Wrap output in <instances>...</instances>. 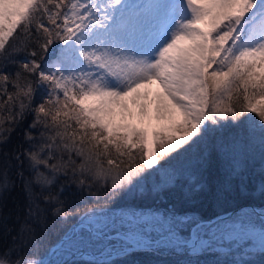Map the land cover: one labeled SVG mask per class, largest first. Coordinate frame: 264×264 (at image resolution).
<instances>
[{
    "label": "snow or ice",
    "instance_id": "6c2138e0",
    "mask_svg": "<svg viewBox=\"0 0 264 264\" xmlns=\"http://www.w3.org/2000/svg\"><path fill=\"white\" fill-rule=\"evenodd\" d=\"M257 152L264 0H0V264H264V206L204 220L145 203L214 165L264 195ZM70 220L61 258L37 259Z\"/></svg>",
    "mask_w": 264,
    "mask_h": 264
},
{
    "label": "rangeland",
    "instance_id": "374dc122",
    "mask_svg": "<svg viewBox=\"0 0 264 264\" xmlns=\"http://www.w3.org/2000/svg\"><path fill=\"white\" fill-rule=\"evenodd\" d=\"M154 89H156L155 86H153V88L151 89L153 94H154ZM136 122L137 123L139 122V118H137ZM152 123L155 124L154 119L152 120ZM216 134L217 133H214V135H216ZM218 134H223V133H218ZM173 155H175V153ZM258 159H260V157H259V154L257 152V154L255 155V158L252 159L248 163V171L250 170V167L253 164L251 162L258 160ZM220 175H223V178L218 177V180H217L218 184L215 187V189H216V192H215L216 203L214 202V204L211 206V207L214 206L215 209L218 210V212L216 214H213L215 212H212V213L210 212V213H207L205 215L202 214V212L205 211L207 207H209V206H207V204L210 203L211 201L210 202H206V201L201 202L199 199H196L195 201L191 200L192 202H189L190 200L189 201L186 200V201H188V204H185V205L188 206L187 208L191 207L190 209H183V210H177L176 209V210L179 212L187 213L190 217H194L196 219H205V218H209V217L218 215L219 213H223V214L227 213L228 214V212H229L228 209L230 208V207H228V206H230L229 199H230L232 194L237 195V193H239L241 197H244V195H246L248 193H252V194L257 195L259 192H261L258 185L254 184V180H252V179L246 180L244 182V184H242L239 179L230 178L229 176H227V174L225 173L223 168H220V167L215 166V165L206 169L203 172L202 176L199 177L200 187L198 189H202L203 187H204V189L206 188V190L209 189L208 185L213 184L216 181L217 176H220ZM207 177H208V180H207ZM195 182L196 181L184 180V181H182V185L180 187L172 188L170 191L163 193L160 197L156 198L155 200H153L152 198H147L145 200V203H147L148 205H151L154 208L159 207L161 212H163L165 210V208L171 209L172 208L171 204H170L171 207L165 206L166 204H168L167 200L164 199L165 194H170L171 192L178 191V192H181L183 195H185L186 193H190L192 191V184ZM253 187H255V189H256L255 191H253ZM217 193H218V198H217ZM209 205H211V204H209ZM247 206H249V205H247ZM247 206L245 205L242 208L237 209L233 213L237 212L238 210H245V211L250 210ZM259 206H264V204L259 205ZM229 215H231V214H229ZM184 234L187 235L188 233L186 232ZM41 244H43V243H41ZM53 249H52V251H53ZM43 250H45V245L43 247ZM35 251L37 253L36 258L42 260L43 256H45L46 253L39 255L40 250L36 249ZM138 255L139 254H135L134 256H131L130 258L126 257L125 259L120 260L119 262L128 261V263H130L132 260V264H137V261H135V257H137ZM59 258H61L59 253H57L56 255H53L51 253V257L49 258V260H56ZM183 258H184V254L179 253L174 258H172V261H175L177 259H183ZM159 264H163V263H159ZM164 264H166V263H164Z\"/></svg>",
    "mask_w": 264,
    "mask_h": 264
},
{
    "label": "trees",
    "instance_id": "16d2710c",
    "mask_svg": "<svg viewBox=\"0 0 264 264\" xmlns=\"http://www.w3.org/2000/svg\"><path fill=\"white\" fill-rule=\"evenodd\" d=\"M247 115H254V114L249 113ZM223 131H221V133H223ZM251 163H253V164L250 167V170L248 172L253 173L255 176H258L260 169L262 167H264L263 166L264 161H262L261 159H258V160L251 162ZM218 177L223 178V175L217 176L216 181L213 184L208 185L209 189H207V190H206V188L204 189V187H203L202 189H197L195 191L192 190L190 193H186L185 195H183L181 192H178V191L171 192L170 194H165L164 199H166L167 203H168L165 206L171 207L170 206V204H171L172 208H175L177 210L190 209L191 207L187 208L188 206L185 204H188L189 200H190L189 202H192L193 200L195 201L196 199H199L201 202H205V201L210 202L211 201L210 203L207 204V206H209V207H207L206 210L202 212V214L205 215V214L210 213V212L211 213L215 212L213 214H216L218 212V210H216L214 206L213 207H211V206L214 204V202L216 203V199H215L216 189H215V187L218 184V182H217ZM207 180H208V177H207ZM17 196H18V194L16 192L12 193V197H17ZM217 198H218V193H217ZM186 200H188V201H186ZM10 201H11V198H10ZM229 201H230V206H228V207H230L229 209L236 207L238 205H242L244 203H254L257 205H263L264 204V195H262L261 192H259L257 195L252 194V193H248V194L244 195V197H241L240 194L237 193V195L232 194ZM209 204H211V205H209ZM73 223H75V221H73V220H70L67 223L60 222V221L54 222V224L52 226L51 234L47 235L46 238L43 240V244H40L37 247V249L40 250L39 255L46 253L48 251L47 249H49V247L58 240V238L62 234V230L70 227ZM9 226H11L10 223H9ZM0 242H2V241H0ZM44 245H45V250H43ZM135 254H139L137 257H135V261H137V264H159V263L170 264V262H172V258L175 257V256L168 255L167 253H165L163 255H159V254H153L151 252H145V251H140V252H137ZM135 254H132L128 257L130 258L131 256H134ZM208 258H210V257H205L203 255L201 256V259H208ZM249 258L251 260H253L255 262V264H260V261L262 259L259 254L253 255ZM115 259L117 260V264H132V260L130 263H128V261L119 262L120 260H123L125 258H115Z\"/></svg>",
    "mask_w": 264,
    "mask_h": 264
},
{
    "label": "water",
    "instance_id": "95a60500",
    "mask_svg": "<svg viewBox=\"0 0 264 264\" xmlns=\"http://www.w3.org/2000/svg\"><path fill=\"white\" fill-rule=\"evenodd\" d=\"M245 205L247 206V205H249V204L240 205V206H238V207H236V208L230 210V211L228 212V214H232L234 211H236L237 209L242 208V207L245 206ZM250 205L257 206V205H255V204H250ZM223 215H224V214H219V215H217V216H223ZM217 216L209 217V218H206V219H204V220L215 219V218H217ZM55 245H56V244H55ZM55 245H54V247H55ZM51 252H52V249L49 251V253H48L47 256L44 258V260H47V259H48V257H49V255L51 254Z\"/></svg>",
    "mask_w": 264,
    "mask_h": 264
},
{
    "label": "bare ground",
    "instance_id": "6f19581e",
    "mask_svg": "<svg viewBox=\"0 0 264 264\" xmlns=\"http://www.w3.org/2000/svg\"><path fill=\"white\" fill-rule=\"evenodd\" d=\"M155 92H156V89H154V94H155ZM154 115V114H153ZM154 123L156 124V121L154 120ZM155 124H153V125H155Z\"/></svg>",
    "mask_w": 264,
    "mask_h": 264
}]
</instances>
